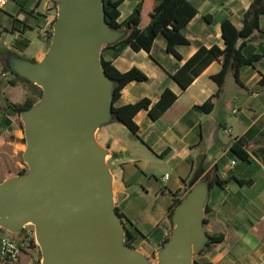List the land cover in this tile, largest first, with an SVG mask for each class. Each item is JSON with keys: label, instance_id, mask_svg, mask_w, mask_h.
Here are the masks:
<instances>
[{"label": "crops", "instance_id": "1", "mask_svg": "<svg viewBox=\"0 0 264 264\" xmlns=\"http://www.w3.org/2000/svg\"><path fill=\"white\" fill-rule=\"evenodd\" d=\"M120 1L122 25L144 0ZM153 1L156 6L163 2ZM188 1L197 15L182 31L188 44L176 47L180 59L168 52V41L162 35L150 53L123 46L122 41L130 36L125 28L116 42L102 49L101 56L119 72L137 69L148 78L146 82L127 85L115 107L151 103L134 119L137 133L114 121L97 131V142L107 150L106 159L111 165L113 203L124 216L135 250L160 260L175 230L169 219L171 208L175 201H184L198 190L204 196V219L208 220L205 234L223 235L224 241L204 247L195 260L264 264V0H260L259 31L245 40L242 51L247 59L258 58L243 65L237 78L229 72L223 87L214 80L223 69V59L215 60L183 90L174 76L201 48L224 51V22L244 29L245 18L256 0ZM60 3L61 0H10L0 10V165L6 172L0 184L13 176L12 169L24 168L27 152L25 130L19 123L20 119L24 125L22 116L8 124L4 114L7 102L21 104L30 96L27 85L14 75L19 60L16 56L37 63L46 60L54 43ZM36 31L37 47L32 50ZM167 90L177 96V101L161 118L153 120L149 113ZM211 102V111L201 109ZM247 136L243 150L248 160H242L234 154L233 147ZM11 161H17L16 165L10 166ZM215 167L228 183L210 190L204 177ZM162 168L168 172L163 174ZM166 176L170 178L164 181ZM149 202L156 211L145 210Z\"/></svg>", "mask_w": 264, "mask_h": 264}, {"label": "water", "instance_id": "2", "mask_svg": "<svg viewBox=\"0 0 264 264\" xmlns=\"http://www.w3.org/2000/svg\"><path fill=\"white\" fill-rule=\"evenodd\" d=\"M57 21L46 60L16 63V73L45 95L22 115L30 173L0 185V227L17 234L35 225L45 264H147L123 243L108 152L96 141L114 107L101 52L120 33L107 26L103 0H61ZM203 220L204 196L195 190L175 210L161 264H194L207 242Z\"/></svg>", "mask_w": 264, "mask_h": 264}, {"label": "trees", "instance_id": "3", "mask_svg": "<svg viewBox=\"0 0 264 264\" xmlns=\"http://www.w3.org/2000/svg\"><path fill=\"white\" fill-rule=\"evenodd\" d=\"M260 0H256L250 12L245 18V27L238 30L231 22L226 21L223 24V38L226 43L224 51L214 47L210 50L201 48L199 52L174 76L175 81L186 90L195 79L203 73V71L215 60L223 59V69L221 73L214 77V80L223 87L226 77L229 72H233L235 77H238L239 69L243 65L251 64L258 57L247 59L243 55V47L245 40L255 32L259 31V16L261 11ZM121 5L120 0H103V8L105 13V21L107 26L114 32L120 33L123 28L130 31V36L122 41L123 46H130L134 51L151 52L155 40L160 36H164L168 41V52L180 59V55L176 51L178 45H187L188 40L182 34L183 29L189 24L191 20L197 15L196 8L188 0H163V2L156 6L153 0H144L142 5L136 10L134 15L124 24L119 23ZM3 10V9H0ZM27 15H32L28 13ZM242 41V43H241ZM18 59L24 60L23 57L16 56ZM34 64L35 60H27ZM101 66L105 74L113 82V112L112 121L118 122L126 126L131 132L137 133L138 127L135 123V117L142 110H148L151 103L149 101H142L135 105H128L124 107H115V104L121 98L122 91L127 85L132 82H146L148 78L145 74L137 69H133L127 73L119 72L112 62L104 60L101 56ZM19 81L23 82L29 88L30 96H28L24 103L13 104L6 103L4 114L6 115L7 123L10 124L13 118H20L23 114L31 111L35 105L44 98V90L32 83L25 77L14 74ZM177 101L171 91L167 90L158 104H156L150 111V116L153 120L161 118ZM213 108L212 102L202 106L201 109L211 111ZM21 128L24 130V125L19 119ZM248 136L242 138L233 147L234 154L242 160H248V156L243 150L247 145ZM26 144L27 141L23 140ZM28 170L24 169L19 176L27 174ZM207 187L211 190L215 186L224 187L228 182L221 179L219 169L215 167L213 171L208 173L205 177ZM237 181L239 184L244 182ZM182 201H175L170 210L169 219L174 225L175 210L181 205ZM208 213L207 209L205 210ZM117 215L124 219L123 214L116 209ZM208 223L207 219L203 220V224ZM207 242L205 247H210L215 244H220L224 241V236H211L206 234ZM170 240V239H169ZM167 240L166 244L169 242ZM134 238L130 232L127 231V241L125 245L128 248L134 249ZM165 244V245H166ZM41 257L43 254L41 251ZM194 264H211L200 263L194 261Z\"/></svg>", "mask_w": 264, "mask_h": 264}, {"label": "rangeland", "instance_id": "4", "mask_svg": "<svg viewBox=\"0 0 264 264\" xmlns=\"http://www.w3.org/2000/svg\"><path fill=\"white\" fill-rule=\"evenodd\" d=\"M61 4V3H60ZM61 9V8H60ZM59 14H60V11L58 10V12H57V18H56V20H58V17H59ZM56 22H58V21H56ZM37 35H38V32L36 31L34 34H33V38H34V40H35V44L33 45V47H32V50H35L36 49V47H37V40H38V38H37ZM13 66V65H12ZM41 102L42 101H40V102H38V104L36 105V106H39L40 104H41ZM111 122H113V121H111ZM25 140H27V137L25 138ZM96 141H97V139H96ZM97 144H98V142H97ZM26 145V147L28 148V144L26 143L25 144ZM99 145V144H98ZM100 146V145H99ZM101 147V146H100ZM102 148V147H101ZM102 149H104V148H102ZM108 159H103V162L105 163V165H109V167L111 168V165H110V163H108V161H107ZM20 161H21V158H20ZM16 163H17V161H11V162H8V164L11 166V165H16ZM10 168V167H9ZM24 169H26V170H28V174L27 175H29V173H30V169H29V167H28V165H27V163L25 162L24 163V168L22 169V168H19V169H12L14 172V174H13V176H11L10 178H9V180L8 181H13V180H19L20 179V176H19V174H20V172L22 171V170H24ZM161 171V170H160ZM9 172V171H8ZM165 172H168V170L167 169H164V168H162V173L164 174ZM4 173H6L5 172V170H4V167L2 166V165H0V179H3L4 178ZM162 174V175H163ZM0 185H2V184H0ZM153 209V210H152ZM145 210L146 211H156V209H155V206H154V204H153V202L151 203V202H149V203H147L146 204V206H145ZM112 211H113V213H115V207L113 208L112 207ZM157 211H158V209H157ZM28 227H27V231H28V234H34L35 232H36V227H35V225H33V224H29V225H27ZM19 234L20 233H17V236H19ZM126 241H127V236L125 235L124 236V240H123V243L125 244L126 243ZM29 244H28V246H27V251H26V253L24 254V256H23V264H45V256H43V259H42V257H41V251H42V248H41V246H40V244H39V242H38V239H37V236L35 235H33V238L32 239H30L29 241ZM140 253V252H139ZM143 255V254H142ZM144 256V255H143ZM196 254H193V261H195V259H196ZM144 258L146 259V261H147V264H161V260H157V259H155V258H151V259H149V258H147V257H145L144 256Z\"/></svg>", "mask_w": 264, "mask_h": 264}, {"label": "built area", "instance_id": "5", "mask_svg": "<svg viewBox=\"0 0 264 264\" xmlns=\"http://www.w3.org/2000/svg\"><path fill=\"white\" fill-rule=\"evenodd\" d=\"M9 2L10 0H0V9H4ZM169 178L170 176H166L164 181ZM27 227L19 236L0 227V264H23L22 259L27 251L28 241L36 235V232L28 234Z\"/></svg>", "mask_w": 264, "mask_h": 264}]
</instances>
